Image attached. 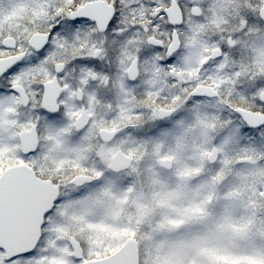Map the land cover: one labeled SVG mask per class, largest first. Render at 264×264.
I'll return each mask as SVG.
<instances>
[{
	"label": "snow or ice",
	"instance_id": "obj_1",
	"mask_svg": "<svg viewBox=\"0 0 264 264\" xmlns=\"http://www.w3.org/2000/svg\"><path fill=\"white\" fill-rule=\"evenodd\" d=\"M0 264H264V0H0Z\"/></svg>",
	"mask_w": 264,
	"mask_h": 264
}]
</instances>
